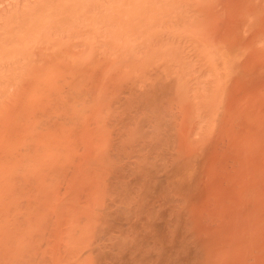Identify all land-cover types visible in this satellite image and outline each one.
<instances>
[{
    "label": "bare ground",
    "instance_id": "6f19581e",
    "mask_svg": "<svg viewBox=\"0 0 264 264\" xmlns=\"http://www.w3.org/2000/svg\"><path fill=\"white\" fill-rule=\"evenodd\" d=\"M11 1H15V0H11ZM4 2H7L10 4V0H4ZM4 2H0L1 5L4 4V6L5 5L7 6L8 4L7 3L5 4ZM35 3L37 2L35 1ZM28 5L30 6V4ZM6 6H5V10H6ZM24 6L22 7L23 9H24ZM30 8L31 6L29 7V9ZM33 8H35V6L34 7L32 6V9ZM24 11L25 10H23V12ZM28 11L26 9L27 13L25 15L31 14V12L28 14ZM33 14L34 13H32V15ZM251 14H253V12ZM3 20H6V19H3ZM5 24H9V22L4 23V25ZM4 25L2 27H4ZM10 27L13 28L12 26ZM156 33L158 34V32H155L154 35H156ZM160 33H164V31L163 32L160 31ZM183 33L180 35H183ZM233 33L235 34V32ZM150 34L153 35L152 32ZM239 35L240 34H238V37ZM236 36L235 38L237 39ZM216 38L215 39L213 38L215 43L219 40V39L216 40ZM225 38L226 37H223L220 39H223L224 41ZM241 38L239 42H241ZM199 39L201 41V38ZM228 40L230 41V36ZM231 40L234 41L233 39ZM201 42H199V44ZM214 42H211V44H213ZM218 42L216 43L217 45H218ZM242 42H241V45H242ZM207 43L205 42L201 44V47L202 45H205L204 50H202L201 52L199 51L198 55H196L198 57V60H200V62L198 61L199 64H201L202 66V67L198 66L199 69L197 68L199 70V75H200V70L202 71L203 68L206 69L205 72H204L205 69L202 71L204 74L201 77L198 76V78H195V79H198L197 81L199 82L197 83V85L198 84L200 85H198L196 88H193V90H191L192 93L189 92V89L187 86L190 85V83L188 84L187 81H185L187 77L185 76L186 73L183 71V73H185L183 74V76H185L186 79L184 80L183 79L184 77L182 78L181 76H177V78H175L174 81L171 83L172 86L170 87V89H172L171 93H173L174 91V95L176 96L177 102L175 100L173 101L172 100L173 98L172 99L168 98L169 95L165 94L164 91L163 93L168 96L166 98V102H168L169 101L168 99H170L169 101L170 104L168 103L170 106H171V101H173L172 102L173 108L178 107V105L182 108L186 107L185 105H188V104L190 105L191 108L189 109V111L192 110L191 111L192 117L191 118L189 117L188 119L192 120L193 118L195 119V121L197 119V120H200V123L201 121H207V123L205 122L207 124L206 126L208 125L211 127L213 126V128L211 127L206 128L205 125H204L205 127H203V124H201L203 128L202 127L200 128V125H199L200 123L198 124L199 128L196 127L197 125L195 126V128L194 127L189 128L190 126H188V129H186V131L185 130L180 131L181 133L180 135L178 133L177 136L180 137V138L177 137L178 139L176 140L177 141L176 144L178 143V145L172 143L174 146L176 145L175 149L172 147L171 144L170 146L173 149L172 148L167 149V147H165L164 149L161 147V145L163 144L160 145L161 142H158L159 138L156 141L159 144H157L156 142H153L155 139L154 140L152 139V143L150 142L152 145L153 143H156L155 145L156 147L159 145V149L160 147L162 151L164 149L163 152L160 151L161 153L159 152L158 148H157L158 151L156 149L157 154L162 156L160 160L152 159L151 154L153 153L149 154L148 152H153V151H148V152L146 151V154L145 153L144 154L147 155V157H145L143 153H141L142 155V158H141V155H137L138 153L137 152L133 155H130V157L126 158L125 153L127 152L130 153L129 148L131 146V143H133L134 140L137 139L136 136L138 135L136 134V132H130L129 137H128L127 136L128 134L125 135V133H128V131L125 132L124 130H120L121 128L118 129L117 127V131L118 130L120 131V135L118 134L120 136L119 139L117 137V139L120 141H117L115 138H113L116 136L115 133L114 134L110 133L112 132V130L114 132L116 129H111V131H109L108 130L110 129L109 126L108 128L101 129L102 127L101 125V127L99 126L101 130L105 132V129H107L108 131V132L106 131L107 134L106 132L104 133L107 137L104 136L100 130H97L98 128H94V130H96L97 132L100 131L98 133L95 131L96 134L99 135L97 136L95 134L98 137V138H95L94 136L95 132H93L94 130H92L93 134L91 131H89L90 129H93V128H87V129L78 128L79 126L75 125L74 121L77 120L75 119L77 118L75 117L77 113L75 116L73 115L75 118L72 117V119H74L73 121L74 124L71 125L70 123H72L71 122L72 120L68 119V121L70 122L69 127L74 126L76 128L74 127L67 128L68 126L66 128L65 127L64 128H57V127L54 128L53 127L54 128V129L52 128L53 130L50 128V132L52 130L51 133L53 134V135L52 134L49 135L51 137L47 135V132H48L47 131L46 135L43 138L44 134L43 135H40V134L44 133L42 132V130L44 131L45 129L44 128L37 129L38 125L35 126V129L33 130V132L31 131V134H28V136H30L33 139L34 136H36V134L35 135H32V134L36 132V129L37 131L38 130L41 131L40 134L38 133L39 135L37 134L39 138L37 137L38 139L37 138L34 139L36 144L38 145L39 143L40 145L35 147V145L32 143L34 141L31 138H29L28 142L32 141L30 143L32 147H30V144H29V146H27L29 147V149L28 148L26 149L27 153L29 152L27 154L29 155L27 156L29 157L28 158L29 161L26 159V162L27 161L29 162V163L27 162L29 167L26 165L28 167L27 169L28 173L26 172L27 175L24 173V175L26 176H23L22 178L19 177L20 180H22L23 178L25 180L24 182L20 180L18 181L17 179H18L19 174L16 175L17 178L14 175L12 177L13 180L11 179L13 183L15 181H17L18 183H21V182L24 183V184H21L22 186H24L26 182V185L24 186V188H22L21 185L16 183L17 184L16 186L19 185V187L22 189L23 194H21L22 193L21 189L19 188L18 190L17 189L18 187L15 188V185L12 182H10L12 184L9 185V188L10 186L12 187L10 188L11 189L10 191H12V193L10 192V198L8 197L10 200L13 198L11 200L12 201V204H11L12 213L10 212L9 209H6V210L4 209L5 211H3L5 213V216H9L11 213V215L7 217L9 219L11 217V220L8 221L9 219H5L6 217L2 218L6 220L5 222H7L8 226L0 228V264H264V133H261L259 135L258 133L254 131L255 129L253 128H251L253 129V131H250L248 133L247 131H249L250 129L247 130L246 126H245L246 128L245 127L237 128V126L238 125L240 126V124H242L241 122H243L240 120L242 119L240 117H239L240 119L238 118L240 120L239 121L240 124L238 125H236V121L238 119L235 121L236 118L235 119L233 118L234 120L231 119L233 120L232 122L230 120V123H232L231 125H233L234 123V128H231L232 126H228V128H217V127L214 128L218 122L217 118H218V114L220 113V111L215 113L217 114L214 117L216 120H213L212 119L213 117H211V115L214 114L213 111L216 110L220 104L221 105L219 107V110L221 109V106H222L221 102H223L222 99L226 98V100L224 101H227V97L222 98V96L224 97V95L222 94V90H225V88H228V86L226 85L228 83L227 80L231 78L230 72L228 71H231V69L225 70V72H228L229 74L228 78L226 76H223L224 70L222 68L223 67L222 64H224L223 62L226 63V60L222 62V60L219 58V55L218 57H216L217 54L214 53L215 49H214V52L208 51V49L210 48L209 47L210 45H208ZM236 43H238V41H236ZM196 44L197 43H195L194 45L196 46ZM206 45H207V49H206ZM237 46H239V44ZM244 46H242V48ZM184 47H188V44L187 46H184ZM191 47H190V50L192 49L195 51V49ZM211 47H217V46L211 45ZM227 48H228V45H227ZM245 48H247V46ZM199 50H201V48H199ZM210 50H213V49H210ZM241 50L243 51L244 49H241ZM190 52L189 54L192 53ZM222 53L219 52L220 56ZM224 54L225 53H223L222 56ZM164 55L167 56L166 54ZM228 55L226 56L227 58L225 59H228V58L231 59L233 57V56H230L232 54L229 55L231 58ZM237 57L239 56H236V58ZM218 58L220 59L218 61L221 62L220 64L222 67L220 69L223 70L222 72L219 71L220 65L218 64V62L216 63V59ZM243 58H244V55H243ZM235 59L234 60L232 59V61L234 62ZM134 63L136 62L134 61ZM229 63H230V60H228V65ZM216 64H218L219 66L217 67ZM245 64H247V60H245L244 65ZM231 65H232V62L230 63L228 67L231 68ZM234 65H237V63H235ZM246 66L247 65H245V67ZM38 68H36V70ZM154 69L155 68H153V70ZM225 69H228V68H225ZM246 69H245V74H244L245 76L247 72ZM153 73H154L153 75H155V72ZM231 73L233 74V71ZM156 74H157L156 77H159V75L161 76V73L159 75L158 73ZM220 74H223V75L220 76ZM244 75H241V76H244ZM192 77L190 78L192 79ZM221 77H223L222 78L223 81L226 79V81L224 82H227L225 84L227 87H224V84H223L224 82L221 81L222 80ZM246 77H240L241 79L243 78L242 82H244V79H247ZM162 78L161 80L164 81ZM161 80H159L158 83ZM234 80H232L231 82L236 87V84H239L236 82L240 80L236 78L235 80L236 84L233 82ZM58 82H55V83L59 85ZM166 82L164 81L163 83H166ZM40 83H42V86H43V82L41 81ZM55 83H53L54 84L53 88H52V85L50 86L52 88V89L50 88L51 90L48 89L50 93L46 92L48 97L52 96V94L61 87H62L61 90L63 91V87L67 86L63 82L62 85L64 86L61 85V87L58 88V86H56ZM73 84L75 83H71V84L69 83V85L70 86L72 85V87L74 88L75 85L73 86ZM244 84H247V83L244 82ZM32 86H35V85L32 84ZM37 87H40V86H37ZM55 87H57L58 89H56ZM231 87H233V85ZM237 89L238 88L234 89L235 93L233 95L237 93L236 92ZM35 90L36 88L34 89V91ZM61 90H58V91H61ZM68 90L69 89L67 88L66 89L67 92L63 91V93L67 94ZM70 90H69L70 96L69 97L66 96L67 98H70L72 94L75 96L78 94L76 93L77 89L72 90V92L74 91L76 94H74V92L70 93ZM163 90L166 91V88L165 89L163 88ZM241 90L240 88L238 89V91H241ZM58 91H56L57 94H58ZM131 92L132 91H130V95H131ZM135 93L139 94L137 92V88L135 89ZM227 94H228V91H227ZM229 94H228V97H229ZM237 94H239V92ZM62 95H65V94H62ZM53 97L54 95L52 96V98ZM56 97L57 95L55 96L54 99H56ZM87 97H88L87 101L91 102L92 98L90 97L89 94L87 95ZM87 97H84L83 95V99ZM231 97H232V94H231ZM231 97H229L228 99H230ZM245 97L247 98V95ZM52 98H49V99L52 100ZM78 99H80L79 101H83L80 96L77 97V99L75 100H78ZM232 99L233 98H231V100ZM44 100L46 101V99H43L42 101ZM116 100L117 102L119 101V99H115L114 101L115 103H116ZM241 100L245 101V99H241ZM64 101L66 102L65 99ZM234 101L237 102L235 98H234ZM174 102L176 104H174ZM69 103L71 104V106H73L71 102ZM73 104L75 106L76 102ZM79 104L82 106V102ZM17 105L15 106L17 107ZM66 105L68 106V103ZM77 105L78 103L76 104V109L80 107V105L78 106ZM175 105L176 107H174ZM228 105L229 104H227L226 107L229 108L230 106ZM246 105L247 104L241 105V106H246ZM19 106L20 105H18V108H20ZM38 106L39 105H37V107ZM55 106H57V104ZM62 107L65 108L64 106ZM70 107L67 109H70L75 112L78 110V112H80L79 109L81 107L77 110H73V107L71 108ZM246 107H244V109ZM107 108L109 107L107 106ZM240 108L238 107L239 111H240ZM20 109H23V106ZM177 109L179 110V107ZM241 109L243 110V108ZM233 110L235 111V109ZM66 111H68V113L72 115L71 113L72 111H69V110H66ZM66 111L64 112L66 113ZM239 111L238 112L236 111V114L239 113ZM244 111L247 112L246 109ZM52 112L55 113L56 111H52ZM75 112L73 113L75 114ZM15 113L17 114L16 111ZM35 113L33 115H35ZM184 113L185 112H181L180 114H184ZM206 113L207 114L209 113V114L207 115ZM26 114L27 113L25 112V116ZM191 114H189V116H191ZM232 114H235V112H233ZM236 114L229 115V116L232 118V116H236ZM240 114L242 113H239V116ZM206 115L208 116L206 117L207 119L205 118ZM209 115H210V118L212 119V120L210 119L211 121L208 119ZM112 116L115 117L113 113H112ZM186 116L187 114L185 113V119L187 118ZM242 116L244 117L246 116V114H243ZM64 118H66V116H64ZM157 118L156 120H158ZM182 118L183 120H185L184 115H182ZM204 118L206 120H201ZM13 119H16V117ZM115 119L114 118L112 119V124H113V121H115ZM219 119L221 120V118ZM229 119H228V122H229ZM8 120H10V118ZM190 120H188L187 122H189ZM208 120L210 121L209 122L210 124H208ZM14 121L16 122V120ZM26 121L27 120H25L24 122ZM145 121L147 122V120ZM5 122H7V120ZM30 122L27 124H30ZM117 122H114V123H117ZM211 122L213 123L211 124ZM82 123L83 122L81 121L80 124L77 123V125H81ZM61 124L66 125V123H61ZM112 124L110 123V125ZM195 124L193 123V125ZM213 124H215V126ZM188 125H190V123ZM4 128H7V127H4ZM11 128H14V127H11ZM30 128H26V129L32 130V128L31 129ZM124 129L126 130V128ZM150 129L152 130L153 133L155 131L157 132L159 131V130H155L154 128H150ZM163 129L165 130L166 128H163ZM46 130H49V128H46ZM142 130L145 131V129H142ZM164 130L162 133L163 135L160 133L162 132V130L159 131V134L164 136V134L167 131V130L166 131ZM171 130H173V128ZM174 130H175V133L177 134V132H179V130L181 129L174 128ZM86 131H88L89 133ZM262 131H264V129ZM173 132L174 131H172L171 133ZM121 133H122V136H121ZM131 133L134 136V138L131 137ZM141 133H145V132H141ZM175 133H173L174 138H176ZM110 134L111 135L113 134L114 136L112 137ZM145 134H141V135L143 136ZM91 135L92 137L94 136L95 138V139L92 138L94 142H92L91 140ZM123 135L125 139L126 137L131 139L130 144L128 143L130 146L128 144L126 145L124 142L121 141L122 140L121 138H123ZM52 136H53V139H52ZM109 136L112 137V139L111 138L109 139ZM146 136L144 137L145 139L148 140V137ZM169 137L171 136H168L167 138L165 137L166 140H168V143H164V144L168 145L170 143L169 140L171 138ZM99 138L101 140L103 138L104 140H106V142L108 141L109 144L110 142L113 141V139L116 140L118 143L116 142L117 144H115V142L113 141L114 145L111 143L110 144L111 146L108 145L109 147H107L108 143L104 144L103 141L101 143L100 141L98 142L97 139ZM141 138L138 136V139H141ZM156 138H157V135H156ZM165 138L163 140H165ZM174 138H173V141H174ZM125 139L124 141L127 143ZM149 139L151 140L150 137ZM180 139L181 141H183V143L181 142V145L179 144ZM40 140L41 142H39ZM95 140L97 142H95ZM138 141L139 140H137V142ZM91 142L93 143V145L96 143L95 144L97 145L96 149H95L96 146L92 148ZM121 143H123L122 144L123 146L121 145ZM101 144H104V146ZM151 144H148V145H151ZM25 145L23 144V146ZM98 145L99 147L100 146L102 147L99 148ZM125 145L129 147V148L127 147L128 151L124 149L126 148L124 147ZM132 145H134V143ZM177 146H180V147L177 148ZM91 148L93 150H91ZM28 150H30L31 152ZM124 150L126 151L125 153H123ZM131 151L133 152L134 150H131ZM139 151H141V149H139ZM157 154H155L156 158L158 156ZM136 155L138 156V158L136 157ZM15 156L18 157L19 155L16 154L13 157ZM143 156L145 157V159H143ZM139 157L141 158V160H138ZM13 163L16 164V162H13ZM11 165H12V162H11ZM8 166L6 165V167ZM22 170L23 169H21V171ZM10 173L13 174V172L11 171ZM6 174H8V172ZM14 177L16 178V180ZM9 179L10 177H8V181H10ZM12 185H14V187ZM4 186H7V185H4ZM14 189L18 190L20 194L18 191ZM2 193L4 194L5 192H2ZM12 194H15V196L12 197ZM4 195L6 197V194ZM2 209L3 208L0 209V212ZM6 212H8L7 215H6ZM0 214H2V212ZM4 224L6 225V223Z\"/></svg>",
    "mask_w": 264,
    "mask_h": 264
},
{
    "label": "rangeland",
    "instance_id": "374dc122",
    "mask_svg": "<svg viewBox=\"0 0 264 264\" xmlns=\"http://www.w3.org/2000/svg\"><path fill=\"white\" fill-rule=\"evenodd\" d=\"M35 1L37 3H35ZM0 2H4V0H0ZM21 2H23L24 4ZM4 3L6 4L7 2H4ZM7 4H8L7 6L5 5L6 6V10H5L4 4H2L4 6L3 7L0 3V5H1L0 6V11H1V13H0V26H1L0 27V172H1V174H0V192H1L0 193V199H1L0 204H1V206L0 207L3 208L1 210L3 216H2V214H0V228L8 226L7 222H5L6 220H4L2 218L6 217L5 219H9L7 217H9L12 213L11 212L12 211V209H11L12 201L11 200L13 198L11 200L9 199L10 198V192L12 193V191H10L11 190L10 188H12V187L10 186V188H9V185H11L13 183V181H11L12 177L15 175V177L17 178L16 175L19 174L18 179H17L19 181L20 180L19 177L22 178L23 176L27 175L26 172L28 173L27 169L29 167L28 166V163H29L28 158L29 157H27V156H29V155H27V154L29 152L27 153L26 149L27 148L29 149V147H27V146H29V144L32 142V141L28 142L29 138H31L30 136H28V134H31V131L33 132L36 125H38L37 129L38 128H44L45 130L44 131L42 130V132H44V133L40 134L41 131H39V130L37 131V129H36L37 133L35 132L32 134V135L36 134V136H34L33 139L31 138L34 141L32 143L35 145V147L40 145L39 143L37 145L35 140H34L37 137L39 138V136H37L38 133L40 135L44 134L43 135V138H44L47 131H48L47 135L49 136L52 134L51 133L52 130L56 127L57 128H64V127L66 128L68 126L67 128H73L74 126H71V125L74 124V122H75L76 126H79L78 128H86V129L87 128H93L90 130L88 129L91 132H92V130H94V128H98L97 130H100L104 136H106L104 133L107 131V129H105V132H104L103 130H101L102 128H108V126H109V128H110V129H108L109 131H111V129H116L114 132H113V130H112V132H110L113 134L115 133L116 136L113 137L114 136L113 134L112 135L110 134V135L113 138H115L117 141H120V140H118L120 137L119 136L120 131L119 130H118L119 132L117 131V127H118V129L121 128L120 130H124L125 132L128 131V133L124 132L125 135L128 134L127 135L128 137H129L130 132H136V134L140 138L141 137H143V138L138 139V136H136L137 139L134 140V142H133L134 145H132L133 143H131V146H133V147H131L129 145L131 142V139H129L128 137H126V139H125L124 135H123V138H121L122 142H124L126 145L129 143L128 145L130 146V148L126 145L124 146V147H126L124 149L127 150L129 148V151H130V153L129 152L125 153L126 152L125 150L123 151V153H125L126 158L130 157V155H133L137 152L139 153V154L137 153V155H141V153H143V155L145 157H147V155H145L146 151L147 152L153 151V152H148L149 154L153 153V154H151L153 160L154 159L160 160V158L162 157L159 154H157V151L159 149V145L156 147L155 146L156 143L159 144L158 142H161L160 145L163 144V145H161V147L164 149H165V147H167V149L172 148V147L175 149L176 145H178V143L176 144V142H177L176 140L178 139L177 137H179V136H177L178 133H179V135L181 134L180 131H184V130L186 131V129H188V126H190L189 128H192V127L195 128V126L197 125L196 127L199 128L198 126L200 125V128H201L202 127L201 124H203V127H205L207 125L206 124L207 121H201V123H200V120L196 119V121H195V119H193V118H192V120L188 119L189 117L190 118L192 117V114H191L192 110L189 111V109L191 108L189 104H188L189 106L185 105L187 108L186 107L182 108L179 105H178L179 110L177 109L178 107H176V105L174 106L176 108H173L172 102L174 100L177 102V100H176V96L174 95V91H173V93H171L172 89H170V87L172 86L171 83L174 81L175 78H177V76H181L182 78L184 77L183 78L184 80L186 79L185 76L187 77V79L185 81H187L188 84L190 83V85H188L187 87L189 89V92H191V93H192L191 90H193V88H196L198 85H200V84L197 85V83H199V82L197 81L198 79H195V78H198V76L201 77L204 74L202 71L205 68H203V69L201 68L202 71L200 70V75H199L198 69L201 66V64H199L200 60H198V57L196 55H198L199 51L201 52L202 50H204L205 45H202V47H203L202 48L201 47L202 43L208 42L207 44L210 45L209 46L210 48L208 49V51L214 52V49H215L214 53L217 54L216 57H218V55H219V58L222 60V62L226 60L227 65H228V60H230V63L232 62L231 68L228 67L230 65V63L227 66L225 62H223V63L226 65V67L224 64H222L223 65V67H222L220 64L221 62L218 61L220 59L219 58L216 59V63L218 62V64L220 65L219 66L218 64H216L217 67L219 66V71L222 72L224 70L223 71L224 75L220 74V76L223 75V76H226L228 78V76H229L228 72H230L231 78H229V80H227L228 81V83H227V82H224V81H226V79L223 81V79H222L223 77H221V79H222L221 81L224 82L223 83L224 87L228 86V88L229 87L230 88L229 89L225 88V90H222V94L224 95V97L222 96V98L227 97V101H224V100H226V98L222 99L223 102H221L222 103L221 109L219 110V107L221 105L220 104L219 107L217 108L218 111L216 109V110H214L215 112L213 111L214 114H212V115L210 114L211 117H213L212 119L216 120L214 117L217 114H215V113L220 111V113L218 114V118H217L218 122L215 121V122H217V124L215 123L216 126H215V124H213L215 126L214 128H216V127L217 128H228V126H232L231 128H234V123H233V125H231L232 123H230V120L233 118L234 119L236 118L235 119V121H236L240 117L242 119H240V118L239 119L243 122H241L242 124H240V122H239L240 120L238 119L236 121V125L240 124V126L238 125L239 127L237 126V128H241V127L243 128L246 126L247 130L250 129L249 131H247L248 133L250 131H253V129H255L254 131L256 133H258L259 135L261 133H264V131H262L264 129V0H33V1L32 0H15V1L10 0L11 5L9 3H7ZM28 4H30V6H31L30 9H29L30 6ZM80 4H81V6H80ZM23 6H24V9L22 8ZM32 6L33 7L35 6L36 9L35 8L32 9ZM250 8L251 9L254 8V9L251 10ZM22 9L25 10L24 11L25 13L23 12ZM26 9H27V11L29 9L28 14L31 12V14H30L31 16L25 15L27 13ZM7 10L9 11V13ZM36 10H37V12H36ZM15 12H16V14H15ZM252 12H253V14H251ZM32 13H34L35 15L34 14L32 15ZM21 14H22V16H21ZM2 18L6 19V20H3ZM6 22L7 23L9 22V24H5L6 25L5 26L4 23H6ZM3 25H4V27H2ZM10 26H12L13 28H11ZM218 26L221 28H219ZM229 30H230V32H229ZM160 31L161 32L164 31V33H166V34L160 33ZM151 32L153 35L155 34V32H158V34L156 33V35L153 36L150 34ZM233 32H235V34ZM168 33H169V35H168ZM182 33H183V35H180ZM148 34H150V35H148ZM214 34H216L217 36ZM238 34H240L241 36L239 35V37H238ZM245 35H246V37H245ZM229 36H230V41L228 40ZM231 36H233V37H231ZM235 36L237 37V39L235 38ZM223 37H226V38L228 37V38L227 39L225 38L223 41V39H220ZM241 37L242 38L245 37L244 39L246 42ZM165 38H166V40H165ZM199 38H201L202 42L200 41ZM213 38L214 39L216 38V40L217 39L220 40V41L218 40L219 42L217 41L218 45L216 44L217 42L216 43L214 42ZM234 38L236 39V41H238V43H236ZM240 38H241V42L243 40L242 45H241V42H239ZM154 39H155V41H154ZM181 39H182V41H181ZM231 39H233L234 41H232ZM172 40H173V42H172ZM205 40H207V41H205ZM145 41H147V42H145ZM226 41H228L229 43ZM231 41H232V43H231ZM194 42L197 43L196 46L194 45L195 44ZM199 42H201V43L199 44ZM211 42H214V43L211 44ZM187 44H188V47H184V46H187ZM232 44H233V46H232ZM238 44H239V46H237ZM146 45H148V46H146ZM189 45H190V47L192 46L191 48L195 49V51L192 49H191L192 50L191 51ZM211 45L212 46L216 45L217 47H211ZM227 45H228V48H227ZM229 45H230V47H229ZM219 46H221V47H219ZM242 46H244V47L242 48ZM246 46H247V48H245ZM223 47H225V48H223ZM185 48H187V49H185ZM188 48H189V50H188ZM199 48H201V50H199ZM231 48H233V49H231ZM156 49H157V51H156ZM206 49H207V45H206ZM210 49H213V50H210ZM241 49H244V50L242 51ZM145 51H147V52H145ZM218 51L221 53L223 51V53H225V54L222 56V54H223L222 53L221 54L222 57H221ZM189 52L191 54H189ZM193 52H194V54H193ZM229 52L232 55H230ZM25 54H27V55H25ZM164 54H166L167 56H165ZM228 54L230 56H233V57L235 56V57L231 58ZM227 55L231 59H229V58L225 59V58H227L226 57ZM243 55H244L245 59L243 58ZM188 56H190V57H188ZM236 56H239V57L236 58ZM191 57H192V59H191ZM161 59H163V60H161ZM232 59L233 60L235 59V61L233 62ZM241 59L244 62H245V60H247V64H245V65H247L246 67L244 65V62ZM168 60H170V61H168ZM134 61L136 63H134ZM149 62H150V64H149ZM235 63H237V65H234ZM241 64H243V65H241ZM240 65H241V67L244 66L245 69L247 68L246 69L247 70V72H246L247 77L244 75L245 74L244 67L241 68ZM233 66H235V67H233ZM135 67H137V68H135ZM221 67L223 68V70L220 69ZM36 68H38V69L36 70ZM153 68H155V69L153 70ZM225 68H228V69H225ZM132 69H133V71H132ZM229 69H231V71L225 72V70H229ZM243 69H244V71H243ZM183 71L186 74L183 73ZM205 71H206V69L204 70V72ZM232 71H233V74L231 73ZM42 72L44 75L42 74ZM45 72H47V73H45ZM153 72H155V75H153L154 74ZM159 72L161 73V76L159 75L160 74ZM137 73H138V75H137ZM150 73H151V75H150ZM156 73H158L159 77H161V78L163 77L162 79L165 82L166 81L167 82L163 83L164 81H162L161 78L156 77V75H157ZM55 74H56V76H55ZM179 74H181V75H179ZM183 74H185V76H183ZM232 75H234V76H232ZM241 75H244V76H241ZM192 76H194V77H192ZM239 76L240 77H246L247 79H244V82L247 84H244V82H242L243 78L241 79ZM190 77H192L193 80ZM232 77L235 80H236V78L238 80L241 79L240 81L237 80L238 82H236L239 84H236L235 80ZM230 79L234 80L233 82L236 84V87L234 86V84L231 82L232 80H230ZM159 80H161L160 82H162L164 86L162 85V83H160V82L158 83ZM41 81L43 82V86H42V83H40ZM66 81H68V82H66ZM52 82L53 83L58 82L59 85H57L55 83V85L58 86V88L61 87L62 83L64 82V84L67 85L68 87L62 85V86H64L63 91L65 88L66 89L68 88L69 90L71 89L70 93H73L74 91L72 92V90L77 89L76 93H78V94L76 96L72 94L73 95V96L71 95L72 99H71V97L67 98L66 96H68V97L70 96L69 90H68V93L66 94V93H63V91L61 90L62 87L59 89L57 87H55L56 89L61 90V91H58L54 88L56 91H58V94H57L56 91L54 90L55 91L54 93L57 95L56 99H54L56 95L54 93L52 94L53 90H52L51 94H52V96L54 95V97L52 98V96H50V94H49L50 97H48L47 93H50L49 90H51L54 87L53 86L54 84ZM48 83H50V84H48ZM69 83L70 84L75 83V84H73V86L75 85L74 88L72 87V85L70 86ZM32 84L35 86H32ZM231 84L233 85V87H231L232 86ZM51 85H52V88L50 87ZM37 86H40L41 88L37 87ZM35 88H36V90L34 91ZM136 88H137L138 93L141 91L139 94L135 93ZM163 88L164 89L166 88V91L163 90ZM235 88H238V89L240 88V90L244 88L243 89L244 91L243 90L238 91V89H237L236 92L237 93L239 92V94L236 93L235 95H233L235 93V90H234ZM66 89H65V91H66ZM226 90L228 91V94L230 92L229 97H231V94H232L231 98H233L232 100L234 103L232 102L231 98L228 99L229 97H228ZM229 90H231V91H229ZM84 91H86V92H84ZM130 91H132L131 95H130ZM163 91L165 92V94H168L169 97L167 95H165L163 93ZM61 92H62V94H65V95H62ZM96 92H97V94H96ZM43 93H45V94H43ZM76 93L74 92V94H76ZM133 93H135V94H133ZM244 93H246V94H244ZM59 94H61L63 97ZM88 94L92 98L91 102L87 101L88 97H89V96L87 97ZM78 95L81 97V99L83 101H79L80 99L75 100V99H77V97H79ZM83 95H84V97H87V98H84L87 102L83 99ZM139 95H141V96H139ZM240 95H242V96H240ZM246 95H247V98L245 97ZM59 96H61V97H59ZM36 97H38V98H36ZM167 97L170 99L173 98L172 99L173 101H171L172 107L169 105L170 99H168L169 101L167 100L168 102H166ZM49 98H52L53 101ZM234 98L237 102L234 101ZM43 99H46V101L45 100L42 101ZM59 99H61V100H59ZM64 99L66 100V102L64 101ZM93 99H95V100H93ZM115 99H119L120 102L119 101L117 102V100H116V103H115L114 102ZM237 99H239V100H237ZM241 99H245V101L241 100ZM56 100H57V102H56ZM71 100H73V101H71ZM89 100H90V98H89ZM238 101H240V102H238ZM69 102H71L73 106H71V104ZM75 102H76V104L78 103V105H80L79 103L82 102L83 107L80 105L81 108L80 107L77 108V109L80 108L79 109L80 112H78V110L76 109V104L74 106L73 103H75ZM12 103H14V104H12ZM48 103L50 104L51 108H50ZM67 103H68V106L66 105ZM17 104L20 105L19 106L20 108H22V106H23V109L18 108ZM56 104H57V106H55ZM174 104H176V103L174 102ZM227 104H229L228 105V106H230L229 108L226 107ZM240 104L241 105L247 104L246 105L247 107L241 106ZM15 105H17V107ZM37 105H39L38 107L40 109L37 107ZM233 105H234V107H233ZM24 106H26V107L29 106L31 110L29 109V107H27L28 108L27 109ZM35 106H36V108H35ZM59 106H61V107H59ZM62 106H64L65 108H63ZM70 106L73 107V110H77V111L75 112V111H72L70 109H67ZM107 106L109 108H107ZM238 107L243 108V110L240 108V111H239ZM244 107H246L245 109L247 112L244 111L245 110ZM61 108H62V110H61ZM18 109L20 112L18 111ZM63 109H65V110H63ZM207 109H208V107H207ZM233 109H235V111ZM21 110H23V111H21ZM66 110L72 111L71 112L72 115H70L68 113V111H66ZM15 111L17 112V114L15 113ZM52 111H56L57 114H56V112L54 113ZM58 111L59 112L63 111V112L59 113ZM64 111H66V113ZM187 111L189 114H191V116H189ZM236 111L237 112L239 111V113H242V114H240V116H239V113L236 114ZM25 112L27 113L26 116H25ZM49 112H51V113H49ZM73 112H75V114ZM181 112H185L187 114L186 119H185V113L180 114ZM231 112L232 113L235 112L236 116H232V118H231L229 115H235V114H232ZM34 113H35V115H33ZM58 113H59V115H58ZM76 113H77V115H76ZM112 113L116 117V119H115V117L112 116ZM82 114L84 115V117ZM243 114H246V116H244L245 118L242 116ZM27 115H28V117H27ZM73 115L74 116L76 115L75 117H77V118H75ZM182 115H184L185 120H183ZM207 115L205 116V118L208 117ZM210 115L208 118L209 120L211 119ZM64 116H66L67 119L64 118ZM156 116L157 117L159 116V117L157 118ZM5 117H6V119H5ZM15 117H16V119H13ZM37 117H39V118H37ZM70 117H71V119H70ZM72 117L77 119L76 120L77 122L74 121V119H72ZM112 117L115 119V121H113V124H112V119H113ZM229 117H230V119H229ZM9 118H10V120H8ZM17 118H19L20 120ZM25 118H27V119H25ZM59 118H61V119H59ZM79 118L82 120H80ZM151 118H153V119H151ZM156 118L158 120H156ZM205 118L201 119V120H206L207 118L206 119ZM219 118H221V120ZM68 119L72 120L71 121L72 123H70L68 121ZM149 119H150V121H149ZM187 119L190 120L192 123L190 121L187 122L188 121ZM228 119H229V122H228ZM6 120L8 123L5 122ZM14 120H16V122ZM25 120H27L28 122L27 121L24 122ZM30 120H31V122H30ZM145 120H147V122ZM209 120H208V124H210L209 122L211 121V120L210 121ZM233 120H231V122ZM79 121L80 122L82 121L84 124L82 123L83 125L82 124L77 125V123L80 124ZM29 122H30V124H27ZM48 122H50V123H48ZM114 122H117V123H114ZM237 122H239V123H237ZM61 123H66V125L61 124ZM69 123L71 124L70 125L71 127H69ZM110 123L112 125H110ZM189 123H190V125H188ZM193 123L194 124L197 123V124L193 125ZM212 123L213 122H211V124ZM19 124H21V125H19ZM48 124H49V126H48ZM2 125H3V127H2ZM12 125H14V126H12ZM25 125L28 127H26ZM44 125H46V126H44ZM101 125H102V127H101ZM18 126H19V128H18ZM99 126L101 127V129ZM4 127H7V128H4ZM11 127H14V128H11ZM25 127L26 128L31 127L32 130L26 129ZM45 127L49 128V130H46ZM207 127L209 128L211 126L208 125V126H206V128ZM50 128L51 129L53 128L51 130V132H50ZM74 128H76V127H74ZM124 128H126V130ZM150 128H154L155 130H159V131L162 130V132H160L161 134L163 133V130H164L163 128H166L164 131L167 130L166 133L168 132L170 134L169 135L167 133L168 136H171V137H169V138H171L169 140L170 143L168 145L164 144V143H168V140H166V138L168 136L165 132L164 133L166 134V136H165V134H164V136H162L163 134L160 135L159 131L157 132V131L153 130V131H155L153 133ZM159 128H161V129H159ZM172 128H173V130H171ZM174 128H178L181 130H179V132H177V134H176L175 133L176 129L174 130ZM182 128H184V129H182ZM211 128H213V126ZM251 128H253V129H251ZM142 129H145V131ZM83 131H85V130H83ZM95 131L96 130H94L93 132H95ZM100 131H98V132H100ZM172 131H174L173 133L176 134V136H175L176 138H174L173 133H171ZM86 132H88V131H86ZM93 132H92V134H93ZM96 132L94 133V136H95V138H98L97 136H99V135H97ZM107 132H106V134H107ZM141 132H145V133L147 132V133L145 134V133H141ZM148 133H150L151 135ZM141 134H145V135L142 136ZM156 135H157V138H156ZM94 136L92 137V135H91V140H92V138H94ZM121 136H122V133H121ZM144 136L148 137L149 142L147 139H145ZM49 137H51V136H49ZM101 137H102V135H101ZM112 137L109 136V139L110 138L112 139ZM117 137H118V139H117ZM131 137L134 138L132 133H131ZM149 137L151 138V140L149 139ZM46 138H47V136H46ZM103 138H102V140L100 138H99L100 140L97 139L98 142L100 141V143H101L103 141L104 144H107L108 141L106 142V140H104ZM127 138L129 140V142H128ZM158 138H159V141L156 142L158 140ZM164 138H165V140H163ZM173 138H174L175 142L173 141ZM52 139H53V136H52ZM52 139H51V141H52ZM105 139H107V138H105ZM124 139L127 141V143L124 141ZM152 139L153 140L155 139L153 142H156V143H153V145L151 144ZM116 140L113 139L115 144L118 143ZM137 140H139V141L137 142ZM145 140H147V141H145ZM24 141H26V142H24ZM113 141L110 142V144L111 143L113 144ZM132 141H133V139H132ZM171 141H173V142H171ZM39 142H41V140ZM92 142H94V141L92 140ZM92 142H91L92 148H94V146H96L95 147V149H96L97 148V145H95L96 143L93 145ZM95 142H97V141L95 140ZM179 142H180L179 143L180 145H181V142L183 143V141H181V139ZM22 143L24 145L25 144L26 145L23 146ZM172 143L176 144V145L174 146ZM104 144H101V145L104 146ZM110 144L108 143L107 147L111 146ZM122 144L123 143H121V145ZM148 144H151V145H148ZM170 144L172 145V147L170 146ZM80 146H82V145H80ZM168 146H170V147H168ZM30 147H32L31 144H30ZM98 147H99V145H98ZM100 147H102V146H100ZM150 147L151 148L153 147V148L151 149ZM161 147L159 149V152L162 151ZM178 147H180V146H177V148ZM92 148H91V150H93ZM15 149H17V150H15ZM139 149H141V151H139ZM156 149H157V151H156ZM164 149H163V151H164ZM30 150H28V151H30ZM131 150H134L136 152H134V151L132 152ZM13 152H15V153H13ZM24 152H26V153H24ZM16 154L19 155L18 156L19 158L16 156H15L16 158L13 157ZM155 154L158 155L157 158H156ZM137 155H136V157L138 158ZM151 155H150V157H151ZM144 156H143V159H145ZM153 157H155V158H153ZM11 158H13V159H11ZM141 158H142V155H141ZM141 158L139 157L138 160H141ZM26 159L28 160L27 161L28 163L26 162ZM11 162H12L13 166L11 165ZM13 162H16V164ZM6 165L7 166L9 165V166L6 167ZM3 167H4V169H3ZM21 169H23L22 171H24V172H22ZM10 171L13 172V174L10 173ZM7 172H8V174H6ZM24 173L26 175H24ZM20 175H22V176H20ZM8 177H10V179H9L10 181H8ZM16 178H15V180H16ZM24 180L25 179L23 178L20 181L24 182ZM1 181L3 184L1 183ZM10 182H12V183H10ZM8 183H10V184H8ZM16 183L19 185L24 184L22 182L18 183L17 181H15L13 184L15 185V188L18 187L17 188L18 190L20 187H19V185L16 186L17 185ZM4 185H7V186H4ZM14 185H12V186L14 187ZM25 185H26V182H25ZM24 186L21 185L22 188H24ZM14 190H16V189H14ZM18 190H16V191H18ZM7 191H9V192H7ZM2 192H5L4 194H6V197ZM21 192H22V189H21ZM16 194H17V192H16ZM19 194H20V192H19ZM21 194H23V192ZM13 196H15V194H12V197ZM22 196H24V195H22ZM9 202H11V203H9ZM8 205L10 206V208ZM4 209L10 210L11 213L9 216H5V213L3 212V211H5ZM7 214H8V212H6V215ZM10 220H11V217L8 221H10ZM4 223H6V225Z\"/></svg>",
    "mask_w": 264,
    "mask_h": 264
}]
</instances>
